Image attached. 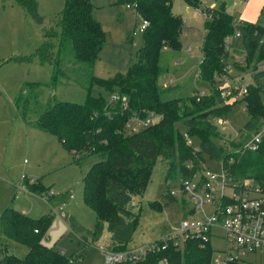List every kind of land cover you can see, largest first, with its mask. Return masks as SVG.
I'll use <instances>...</instances> for the list:
<instances>
[{"label":"trees","instance_id":"trees-1","mask_svg":"<svg viewBox=\"0 0 264 264\" xmlns=\"http://www.w3.org/2000/svg\"><path fill=\"white\" fill-rule=\"evenodd\" d=\"M14 1L37 24L43 23L37 0ZM117 1L130 4L149 21L142 31V43L135 58L124 74L118 72L103 78L94 72L95 60L107 36L95 17L91 0H64L55 26L58 30L53 26L43 27V40L33 53L0 58V67L8 61L30 62L34 57L42 64L52 65L49 81L25 80L14 96V104L22 110V118L28 125L56 135L72 152L74 163L83 166L88 157L95 158L88 162L82 175L84 202L95 212L94 228L86 229L72 216L68 217L69 227L80 232L88 230L93 241L99 240L106 228L108 249L124 248L132 240L139 213L129 204L134 192L145 189L159 158L167 162L165 181L169 177L178 180L192 176L208 156L220 161L231 182L250 178L264 193V136L255 149L241 147L243 137L264 118V82L261 81L264 71H256L249 82V92L231 103L221 104L214 84V73L224 69L230 56V48L224 42L227 35H233L236 30L240 32L243 56L248 64L254 59H264V27L248 19H234L224 6L216 10L204 6L202 10L210 15L204 17L198 72L200 79L209 83V93L197 98L195 88L189 102L183 103L179 96L162 97L165 90L177 85L159 87L157 83L159 75L165 71L164 65L159 63L161 50L165 47L180 49L182 45L179 38L182 19L171 10L172 0ZM185 1L194 7L202 5L200 0ZM128 40L132 41V34ZM63 81L78 83L85 90L83 101L56 99L54 95L45 102L39 99L44 86L53 89ZM114 92L126 96L127 107L110 98ZM237 101L246 105L248 118L236 140L223 142V131L211 118L227 115ZM31 107L35 111L33 116L28 114ZM149 111L161 114L160 119L137 131H126L125 123L131 115L144 118ZM179 119H183L184 132L193 140L198 139L197 151L192 152L195 147L187 143L175 123ZM22 182L46 200L52 199L40 179L30 181L24 175ZM163 195L175 198L168 188ZM148 205L162 209L157 200L149 201ZM51 218L50 211L32 217L14 206L4 207L0 213L2 234L25 244L28 250L24 257H17L9 253L0 240V264H67L71 258L81 262V254L74 253L69 258L60 249L42 242ZM160 243L158 239L156 244L149 245L137 260L124 259L115 264H158L160 259H165L167 264H213L212 248L201 246L198 239H187L183 250L171 242L160 248Z\"/></svg>","mask_w":264,"mask_h":264},{"label":"rangeland","instance_id":"rangeland-1","mask_svg":"<svg viewBox=\"0 0 264 264\" xmlns=\"http://www.w3.org/2000/svg\"><path fill=\"white\" fill-rule=\"evenodd\" d=\"M13 1L0 0V58L33 53L43 40L42 28L52 26L44 24L51 22L55 27L58 19V17L54 19L55 16L51 15L44 24H37L22 6ZM200 2L202 5L199 7L190 6L185 0L171 2V10L182 19L179 34L182 45L180 49L165 47L159 55V63L164 65L165 71L157 79L158 86L177 85L162 93L165 99L179 96L183 103H188L195 88L198 91L209 88V83L202 81L198 72V63L201 59L200 46L204 33V16L199 15L198 12L204 6L207 5L212 9L213 6L209 5L214 2L215 10L224 6L226 12L233 15L234 19L247 18L264 27V0H200ZM10 3H14L12 7ZM141 18L140 15L135 18L136 30L134 34L131 32L132 41L127 37L118 38L117 49H112L107 43L101 50L96 61L97 76L108 78L118 72L123 74L127 72L130 61L135 58L136 50L142 43V31L139 30ZM54 29L58 30L57 27ZM227 38L229 42L231 41V46L226 64L231 65L229 70L233 74H241L244 71L240 63L244 53L242 40L232 34H228ZM51 70V64H42L37 57L30 62L8 61L0 67V213L9 205L20 210L24 209L32 217H39L50 211L52 218L42 237L44 244L60 249L69 258L74 253L83 255L82 262L71 258L67 264H107L103 250L108 249L105 244L109 237L108 230L105 228L100 239L93 241L92 234L88 230L81 232L71 230L68 219L72 216L86 229L94 228L95 212L84 202L82 175L87 169L88 162L95 158L88 157L83 166L74 163L72 152L56 135L27 127V123L22 118V110L14 104V96L25 80L46 83L50 79ZM52 95L56 99L81 102L85 97V90L78 83L63 81L53 89L44 86L39 99L45 102ZM33 113H35L34 109L29 108L28 114L33 116ZM226 118L228 123L220 127L223 131L222 139L227 142L236 140L248 118L246 107L237 101ZM182 120L179 119L175 123L181 131H184ZM125 129L127 132L130 131L127 127ZM197 143L196 138L193 140L192 145L195 149L192 148V152L197 151ZM228 146L232 148L230 144ZM177 151H180L179 147ZM202 165L217 170L221 168L220 161H213L208 156L199 163V168ZM166 170V160L159 158L149 175L145 189L133 193L129 206L139 213L138 225L132 240L121 249L131 250L158 242L161 234L182 217L183 207L178 197L168 199L163 195L166 188L170 190L176 187L177 182V178L173 177L165 181ZM25 174L28 179H40L43 187L49 189L52 199L46 200L42 195L24 189L22 179ZM250 194L255 193L250 192ZM153 200L160 202L161 210L148 205V202ZM62 202H65V205L62 206ZM0 240L9 253L20 258L26 255L27 246L6 238L1 232V226ZM212 244L217 248L222 246L218 239H213ZM158 264H167V262L165 259H160Z\"/></svg>","mask_w":264,"mask_h":264},{"label":"built area","instance_id":"built-area-1","mask_svg":"<svg viewBox=\"0 0 264 264\" xmlns=\"http://www.w3.org/2000/svg\"><path fill=\"white\" fill-rule=\"evenodd\" d=\"M201 15L206 17L210 13L201 11ZM148 24L149 21L142 17L139 30L143 31ZM233 35L240 37V32L236 30ZM224 42L230 48L231 41L227 37ZM240 63L245 65L241 74H233L228 63L223 70L214 74V84L221 104L231 103L245 96L249 92V82L254 73L264 71V59H254L247 64L243 56ZM261 81L264 82V77ZM207 93L209 88L200 89L197 98ZM110 98L118 101L124 108L128 105L125 95L114 92ZM262 103L264 105V94ZM244 106L246 107L245 104ZM160 117L161 114L154 111H149L144 118L133 114L126 121L125 127L130 131H137ZM213 119L218 128L228 123L226 115L215 116ZM183 133L187 143L192 145V137L184 131ZM263 136L264 118H261L255 129L243 137L241 147L255 149ZM29 180L33 181V178ZM175 185L169 192L181 201L182 217L161 234L158 247L164 248L171 242L183 250L187 239H198L201 246L210 245L212 248L213 264H264V193L255 187L250 178L231 182L222 165L219 170L202 165L192 176L180 177ZM22 186L26 189L25 183L22 182ZM63 205L65 202H62ZM213 239L220 240L222 246L214 247ZM148 246H138L131 250L104 249V258L107 264H115L124 259L137 260L143 256Z\"/></svg>","mask_w":264,"mask_h":264},{"label":"crops","instance_id":"crops-1","mask_svg":"<svg viewBox=\"0 0 264 264\" xmlns=\"http://www.w3.org/2000/svg\"><path fill=\"white\" fill-rule=\"evenodd\" d=\"M91 1L95 5V9H94L95 17L99 21V23L101 24V26L104 29L106 36H107L108 42H106L104 48L106 47V45L108 43L109 47H111L112 49H117L119 44L116 42V39H118V38L123 39L125 37L128 38V36H129V34H131V32H133V34L135 33L136 29H135L134 21H135V18L139 17L140 14L137 12V10L133 6H127L125 3H120L117 0H91ZM37 2H38L39 12L44 17L43 24L46 22V19L51 15L55 16L54 19H56L59 16L60 11L62 10L63 4H64V0H37ZM13 4L14 3H10V6L12 7ZM209 6L214 7L215 3L212 2V3H210ZM187 9H189V8L187 7ZM201 11H203V10L200 9V11L198 12L199 15H201ZM30 18H31V16H30ZM239 18H241V17H237V19H239ZM44 25L45 26L46 25H49V26L52 25L53 26V24H51V22H49L48 24L45 23ZM133 34H132V39H133ZM140 44H139V46H140ZM99 56H100V53H99ZM99 56L96 58L95 63H94L95 74H96V61L99 58ZM99 74H101V72H99ZM27 127L35 128V127L30 126L28 124H27ZM36 129H38V128H36ZM25 175H27V174H25ZM30 176H32V175H30ZM33 177H35V176H33ZM22 210L24 212L28 213L24 209H22ZM81 256L83 258V255H81ZM83 260H84V258L82 259V261Z\"/></svg>","mask_w":264,"mask_h":264}]
</instances>
